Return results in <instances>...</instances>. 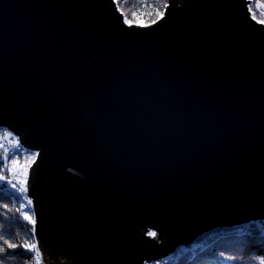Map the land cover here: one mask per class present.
<instances>
[{"label":"water","instance_id":"water-1","mask_svg":"<svg viewBox=\"0 0 264 264\" xmlns=\"http://www.w3.org/2000/svg\"><path fill=\"white\" fill-rule=\"evenodd\" d=\"M168 2L128 27L113 0H0L41 264L153 263L264 221V25L250 0Z\"/></svg>","mask_w":264,"mask_h":264},{"label":"trees","instance_id":"trees-1","mask_svg":"<svg viewBox=\"0 0 264 264\" xmlns=\"http://www.w3.org/2000/svg\"><path fill=\"white\" fill-rule=\"evenodd\" d=\"M163 2L164 0H119V8L127 14L128 19L132 20L133 24L137 25L136 21L141 20L144 24L151 25V21L156 19L155 9L164 10ZM133 13L137 15L133 16ZM0 155L3 153L0 152ZM8 157L10 161L12 156L8 154ZM2 166L0 164V167ZM4 174L10 177L7 169H5ZM21 202L15 190L6 182H0V233H3L6 239L17 245L35 242L32 236V226L25 222L20 215V212L27 210L20 208ZM4 204L8 205L7 209L3 207ZM240 230L243 229L215 231L205 235L195 243L194 248L179 249L167 264H214L221 251H225L228 255L243 256L244 264H256L251 257L264 254L261 233L255 225H251L249 230L252 231V236H245L244 239L247 240V243L238 246L234 240ZM8 251L17 254V258L9 261L8 264H36L33 258L34 254L25 255L20 247L8 249ZM233 264H240V261L237 260Z\"/></svg>","mask_w":264,"mask_h":264},{"label":"snow or ice","instance_id":"snow-or-ice-1","mask_svg":"<svg viewBox=\"0 0 264 264\" xmlns=\"http://www.w3.org/2000/svg\"><path fill=\"white\" fill-rule=\"evenodd\" d=\"M117 4V11L120 12V15L123 17L122 23L125 26L132 27L133 21L129 20L127 14L119 8V0H113ZM170 7L168 0H164L163 9H155L154 14L156 19L151 21V25H155L159 20H163L166 15V10ZM249 11L251 12V6H249ZM136 13H133V16H136ZM253 19H256L255 15L252 16ZM261 24H264V21H259ZM137 26L140 27H149L151 25L144 24L141 20L136 21ZM11 149V160L9 161V151ZM0 152L3 155H0V164L3 166L0 167V182H6L15 192L18 194L20 200L21 209H27L26 211L20 212V215L23 217V220L32 226V236L35 242L29 243L25 242L22 245H17L16 243L10 242L5 238L3 233H0V264H8L9 261L15 260L17 254L14 252H9L8 249H16L20 247L23 249L25 255L34 254L33 258L36 261V264H41L42 253L38 248V239L36 238L38 219L34 218L33 208L34 202L30 196L27 195L29 192V179L30 172L34 164H36L38 158L41 156V150L36 148L32 150L25 142L22 141V137L14 129L0 124ZM23 155V163L20 162L19 157ZM5 169L10 173V177L4 174ZM71 171V169H70ZM23 201H26L24 203ZM5 209L8 208L7 204H4ZM19 212V209L17 210ZM252 225H255L260 229L261 233V244L264 247V225L260 224L256 220H253ZM248 228L240 230L237 233V238L234 240V243L238 246L245 245L247 240L244 239L245 236H252V231ZM146 236L151 239H158L157 231L153 229H148ZM252 260L256 264H264V254L253 255ZM237 260L240 261V264H244V257L238 255H228L225 251L219 253L214 261V264H233ZM143 264H148V260H144ZM153 264H160L159 260L153 262Z\"/></svg>","mask_w":264,"mask_h":264},{"label":"built area","instance_id":"built-area-1","mask_svg":"<svg viewBox=\"0 0 264 264\" xmlns=\"http://www.w3.org/2000/svg\"><path fill=\"white\" fill-rule=\"evenodd\" d=\"M249 6H251V9H252L251 12L249 11L250 14H251V17L253 15H255V17H256V19H253V18L252 19L255 20L256 22H258L259 24H261L259 21H264V6H263V0H250ZM249 6H248V8H249ZM9 153L11 154V149H10ZM19 159H20V162L23 163V159H24L23 155H21L19 157ZM260 224L264 225V221L263 222H260ZM246 228H248V226H246L244 228H240V229H246ZM259 231H260V229H259ZM167 263H169V262H166V261H161L160 262V264H167Z\"/></svg>","mask_w":264,"mask_h":264},{"label":"bare ground","instance_id":"bare-ground-1","mask_svg":"<svg viewBox=\"0 0 264 264\" xmlns=\"http://www.w3.org/2000/svg\"><path fill=\"white\" fill-rule=\"evenodd\" d=\"M188 248H189V247H188ZM172 256H175V254H174V255H171V256H169V257H167V258H165V259H162V261L169 262V260L172 258Z\"/></svg>","mask_w":264,"mask_h":264},{"label":"rangeland","instance_id":"rangeland-1","mask_svg":"<svg viewBox=\"0 0 264 264\" xmlns=\"http://www.w3.org/2000/svg\"><path fill=\"white\" fill-rule=\"evenodd\" d=\"M161 261H162V260H161ZM161 261H160V262H161ZM148 264H153V263H148Z\"/></svg>","mask_w":264,"mask_h":264}]
</instances>
